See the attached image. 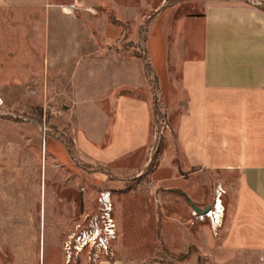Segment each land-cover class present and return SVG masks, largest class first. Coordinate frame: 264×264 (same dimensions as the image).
Masks as SVG:
<instances>
[{
    "label": "crops",
    "instance_id": "1",
    "mask_svg": "<svg viewBox=\"0 0 264 264\" xmlns=\"http://www.w3.org/2000/svg\"><path fill=\"white\" fill-rule=\"evenodd\" d=\"M163 1L136 8L134 0H0L7 16L0 47L17 63L42 64L39 76L59 82L78 150L101 165L122 170L117 165L139 153L148 160L157 97L175 132L166 161L159 154L163 238H187L171 206L192 212L188 198L210 206L221 184L223 225L208 234L199 228L194 245L215 264H264V0ZM106 7L125 28L153 13L143 43L151 78L143 58L113 48L106 26L88 24ZM122 27L113 25L111 34L120 37ZM157 30L160 56L148 50ZM112 260L97 264H127Z\"/></svg>",
    "mask_w": 264,
    "mask_h": 264
},
{
    "label": "rangeland",
    "instance_id": "2",
    "mask_svg": "<svg viewBox=\"0 0 264 264\" xmlns=\"http://www.w3.org/2000/svg\"><path fill=\"white\" fill-rule=\"evenodd\" d=\"M139 1L134 0L136 8ZM176 1L163 3L170 6ZM261 8L264 10V4ZM152 16L138 14L125 28L106 7L97 13V20L87 22L92 28L106 26L113 48L131 49L144 58V30ZM6 17L0 14V24ZM117 24L123 26L120 37L111 34ZM159 33L157 30L148 36L150 55L160 56ZM9 52L0 47V98L4 102L0 106V264H66L65 243L87 230L90 220L100 214L98 200L103 192L112 194L117 225L112 261L121 258L127 264H215L211 258H204L193 243L199 239V228L206 234L211 232L210 223H193L188 207L169 208L172 219L179 214L184 220L187 238L180 237L170 244L161 234L159 154L162 151L166 161L175 143V132L161 105L155 116L156 99L152 126L156 143L148 160V155L139 153L119 163L117 167L122 170L101 165L78 150L59 82L52 84L46 75L39 76L42 64L17 63L14 52ZM169 230L175 234L174 222ZM75 262L71 264H92L86 252Z\"/></svg>",
    "mask_w": 264,
    "mask_h": 264
},
{
    "label": "built area",
    "instance_id": "3",
    "mask_svg": "<svg viewBox=\"0 0 264 264\" xmlns=\"http://www.w3.org/2000/svg\"><path fill=\"white\" fill-rule=\"evenodd\" d=\"M176 1V0H172ZM74 8L75 6H71ZM89 10V9H88ZM65 11H68L65 9ZM90 11V10H89ZM4 102L0 98V106ZM226 191L223 185L218 184L215 189V199L210 205L209 211L199 213L192 210L191 216L193 223L209 221L213 232H218L223 225L225 218V207L223 204V196ZM100 214L90 220L89 228L81 231L79 235H73L65 243L64 250L67 257L66 264H71L78 257L86 252L89 261L97 264L102 258H113L114 250L113 241L117 238V225L113 218V203L111 192H103L99 197ZM76 263V262H75Z\"/></svg>",
    "mask_w": 264,
    "mask_h": 264
},
{
    "label": "trees",
    "instance_id": "4",
    "mask_svg": "<svg viewBox=\"0 0 264 264\" xmlns=\"http://www.w3.org/2000/svg\"><path fill=\"white\" fill-rule=\"evenodd\" d=\"M140 58H143V57L140 56ZM143 60L145 62V70H146L147 74H151L152 68L150 67V64L148 63V60H147V58L145 56H144ZM153 89L154 90L157 89L156 83L153 84ZM159 107H160V104H159L158 100L156 99L155 102H154V112H155V116H157L159 114V110H158Z\"/></svg>",
    "mask_w": 264,
    "mask_h": 264
},
{
    "label": "water",
    "instance_id": "5",
    "mask_svg": "<svg viewBox=\"0 0 264 264\" xmlns=\"http://www.w3.org/2000/svg\"><path fill=\"white\" fill-rule=\"evenodd\" d=\"M188 202H189V204H190V206H191V208H192V210H194V211H197V212H199V213H203V212H207V211H209V209H210V206H207V207H205V208H199L197 205H195L189 198H188Z\"/></svg>",
    "mask_w": 264,
    "mask_h": 264
}]
</instances>
